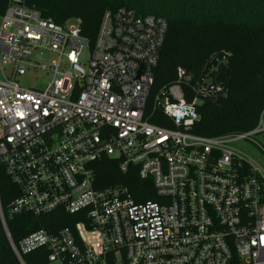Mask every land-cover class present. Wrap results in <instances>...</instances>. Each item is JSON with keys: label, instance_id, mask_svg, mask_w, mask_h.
<instances>
[{"label": "built area", "instance_id": "1", "mask_svg": "<svg viewBox=\"0 0 264 264\" xmlns=\"http://www.w3.org/2000/svg\"><path fill=\"white\" fill-rule=\"evenodd\" d=\"M71 21V23H69ZM166 18L107 8L93 41L80 18L59 24L23 0L0 16V165L20 195L9 216L77 214L72 227L41 228L12 246L49 251L46 264H264V166L237 142L264 133V110L248 131L201 136L198 105L223 92L208 74L188 101L180 83L155 97L168 126L149 121L154 69ZM52 60L40 66L36 53ZM86 51L87 63L81 62ZM52 74L43 88L18 77ZM178 76L189 79L182 67ZM104 157L150 179L159 200L137 202L125 184L96 186ZM0 216L6 217L0 203Z\"/></svg>", "mask_w": 264, "mask_h": 264}, {"label": "trees", "instance_id": "2", "mask_svg": "<svg viewBox=\"0 0 264 264\" xmlns=\"http://www.w3.org/2000/svg\"><path fill=\"white\" fill-rule=\"evenodd\" d=\"M23 3L59 24L80 18L82 33L91 41L107 8L125 6L140 15L166 18L168 30L147 104L149 121L168 126L159 109L153 113L155 97L163 88L178 82L191 101L197 81L208 74L223 92L204 98L198 105L201 117L192 131L213 137L245 132L257 125L264 110V0H23ZM7 4L8 0H0V16ZM179 67L189 79L178 76ZM120 183L130 188L137 202L159 200L150 179H141L134 168L123 173L116 159L102 158L96 164V186ZM19 195L20 190L0 165V203L6 217L4 225L0 216V264H22L9 236L18 245L36 230L58 232L79 220L77 214L62 209L40 216L28 213L9 216L8 205ZM48 254V249L38 248L22 254V258L25 264H46ZM236 264L242 262L237 259Z\"/></svg>", "mask_w": 264, "mask_h": 264}, {"label": "rangeland", "instance_id": "3", "mask_svg": "<svg viewBox=\"0 0 264 264\" xmlns=\"http://www.w3.org/2000/svg\"><path fill=\"white\" fill-rule=\"evenodd\" d=\"M71 23V21L69 22ZM34 59L39 62L40 66L45 67L52 60L51 54L48 51L36 53ZM88 54L86 51L81 56V62L87 63ZM52 78V74L47 73L44 70L35 69L18 77L20 85L24 87L43 88L49 83ZM209 81L212 79L209 78ZM254 138L264 147V133L256 134ZM238 148H241L246 154L264 166V152L254 143L249 140H244L236 143Z\"/></svg>", "mask_w": 264, "mask_h": 264}, {"label": "water", "instance_id": "4", "mask_svg": "<svg viewBox=\"0 0 264 264\" xmlns=\"http://www.w3.org/2000/svg\"><path fill=\"white\" fill-rule=\"evenodd\" d=\"M216 82H217V80H216Z\"/></svg>", "mask_w": 264, "mask_h": 264}]
</instances>
